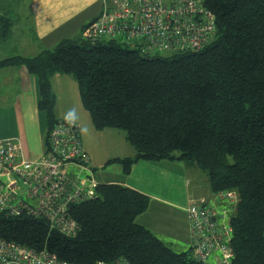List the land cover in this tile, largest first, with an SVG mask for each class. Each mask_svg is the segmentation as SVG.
Returning <instances> with one entry per match:
<instances>
[{"label": "trees", "instance_id": "obj_1", "mask_svg": "<svg viewBox=\"0 0 264 264\" xmlns=\"http://www.w3.org/2000/svg\"><path fill=\"white\" fill-rule=\"evenodd\" d=\"M204 3L216 31L198 50L148 55L113 39H85L82 29L35 56L8 57L0 66L22 64L37 76L45 145L57 120L51 77L66 73L77 81L94 127L125 132L135 154L116 160L126 172L140 159L180 160L204 171L212 191H236L232 264H264V0ZM10 24L0 15V40ZM147 204L139 191L100 183L94 198L71 207L75 236L43 218L0 212V238L80 264L116 258L197 264L190 249L175 252L136 222Z\"/></svg>", "mask_w": 264, "mask_h": 264}, {"label": "built area", "instance_id": "obj_2", "mask_svg": "<svg viewBox=\"0 0 264 264\" xmlns=\"http://www.w3.org/2000/svg\"><path fill=\"white\" fill-rule=\"evenodd\" d=\"M98 16L87 23L82 37L113 39L143 53L198 50L215 36V16L204 0H102ZM100 183L83 147L79 125L57 118L47 135L42 155L22 156L14 138H0V212L43 218L51 228L72 237L78 223L71 207L94 198ZM229 204L218 211L206 199L187 206L190 257L197 264H232L230 211L236 191H219ZM0 264H80L60 258L46 248L35 249L0 238ZM93 264H130L123 258L98 259Z\"/></svg>", "mask_w": 264, "mask_h": 264}, {"label": "crops", "instance_id": "obj_3", "mask_svg": "<svg viewBox=\"0 0 264 264\" xmlns=\"http://www.w3.org/2000/svg\"><path fill=\"white\" fill-rule=\"evenodd\" d=\"M102 4V0H0V15L11 23L9 35L0 40V61L12 56H35L64 38L80 34L99 15ZM50 82L56 117L78 123L97 181L145 194L148 204L136 216V222L175 252L188 250V204L198 198L213 206L222 202L216 198L218 192L212 191L208 175L194 165L170 159H140L126 172L116 160L135 154L125 132L94 127L71 75L55 73ZM38 100V78L25 65L0 66V138L16 139L27 159L37 158L45 150L46 120Z\"/></svg>", "mask_w": 264, "mask_h": 264}, {"label": "rangeland", "instance_id": "obj_4", "mask_svg": "<svg viewBox=\"0 0 264 264\" xmlns=\"http://www.w3.org/2000/svg\"><path fill=\"white\" fill-rule=\"evenodd\" d=\"M155 53H151L150 55H154ZM160 54L165 55L169 54V52H161ZM218 211H222L224 209H229V204L227 202H220L215 204Z\"/></svg>", "mask_w": 264, "mask_h": 264}]
</instances>
